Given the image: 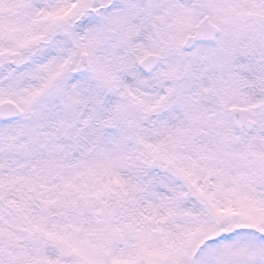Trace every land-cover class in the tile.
I'll return each mask as SVG.
<instances>
[{
  "label": "snow or ice",
  "instance_id": "snow-or-ice-1",
  "mask_svg": "<svg viewBox=\"0 0 264 264\" xmlns=\"http://www.w3.org/2000/svg\"><path fill=\"white\" fill-rule=\"evenodd\" d=\"M0 264H264V0H0Z\"/></svg>",
  "mask_w": 264,
  "mask_h": 264
}]
</instances>
